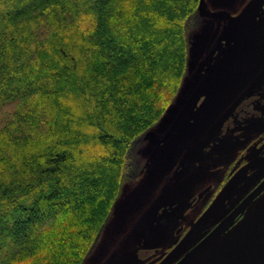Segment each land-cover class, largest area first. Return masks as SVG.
Returning a JSON list of instances; mask_svg holds the SVG:
<instances>
[{"label": "trees", "instance_id": "trees-1", "mask_svg": "<svg viewBox=\"0 0 264 264\" xmlns=\"http://www.w3.org/2000/svg\"><path fill=\"white\" fill-rule=\"evenodd\" d=\"M198 6L0 0V264H90L185 86Z\"/></svg>", "mask_w": 264, "mask_h": 264}, {"label": "rangeland", "instance_id": "rangeland-1", "mask_svg": "<svg viewBox=\"0 0 264 264\" xmlns=\"http://www.w3.org/2000/svg\"><path fill=\"white\" fill-rule=\"evenodd\" d=\"M254 1L206 0V8L210 12H227L244 24L248 7ZM198 9L201 14L200 0ZM201 16L203 20L194 36L195 47L189 62L185 92L168 106V113L152 131L155 133L147 136V143L140 151L145 161L141 176L134 182H125L90 264H170V260L174 264L200 242L203 235L262 177L256 170L249 177V182L234 191L191 234L199 219L197 214H189V210L202 190L200 185L213 181L212 169L217 165H223L228 171V164L223 161L226 159L228 162V152L223 151L228 148V142L221 143L224 140V137L221 139V131L204 149L202 161L192 171L193 175L190 173L181 181L176 180V175L217 119L261 74L264 64L263 1L253 14L244 57L220 70L204 90L208 72L234 57L240 51L243 39L242 34L225 18ZM131 55L133 53L127 51V56ZM258 62L262 63L260 67ZM33 63L36 64V61ZM176 108L181 110L177 118L172 112ZM171 125H178L179 128L175 130V126L173 129ZM211 150L219 151L218 155L209 157L207 154ZM94 151L97 155L104 152L96 146L84 150L87 153ZM227 175L226 172L220 173L221 183ZM234 178L224 182L218 196ZM183 224L189 231L177 236L176 231ZM157 249L158 256L155 253ZM147 254L151 256L150 261L144 258ZM261 263H264V194L197 264Z\"/></svg>", "mask_w": 264, "mask_h": 264}, {"label": "flooded vegetation", "instance_id": "flooded-vegetation-1", "mask_svg": "<svg viewBox=\"0 0 264 264\" xmlns=\"http://www.w3.org/2000/svg\"><path fill=\"white\" fill-rule=\"evenodd\" d=\"M263 1L264 0H262V2ZM252 63L253 61L249 62L250 65ZM260 64L262 63H257L259 67ZM261 67L263 68V70L258 77L264 74V64ZM257 78L255 80H257ZM253 82H251L244 89V91L238 95V97L232 102V104H230V106L224 111L221 116H223L227 112V110L243 95V93L253 84ZM220 117L217 119V121L220 119ZM174 128L176 130L177 128H179V126L177 125ZM218 132H220L221 139L224 137V140H222L221 143L225 144L226 141L228 142V148L223 149L224 152H228V162L226 159L223 160L226 161V164H228V171L224 169L223 165H217L214 169H212L211 175L212 177H214L213 181H205L202 183V185H200L202 190L196 195L193 203L191 204L189 214H197V217L200 220L207 212V210L211 207V205L221 196H218V190L226 180L231 181L237 175L231 182L232 184L241 175L242 172L247 171L244 180L234 190L236 191L242 184H244L245 182H249V177L251 178L256 170H258L259 174L262 177L257 183H255L251 190L248 191L245 196H243L240 202L234 204L232 208L217 222V224L214 225V227L205 235H203V238L206 237L213 229H215L223 219L231 214L236 209V207L245 199H247L264 181V79L256 85V87L249 93L248 96H246V98L241 101V103L237 106L233 113L224 121L223 125L219 128L217 133ZM211 140L209 141V143L211 142ZM209 143H207L201 151V159L197 161L181 179H177L178 174L176 175L177 181L184 180L190 173L193 175L192 171H195V167L202 161V153ZM218 153L219 151L214 152L213 150H211L207 155L209 157H214V155L217 156ZM231 163L232 165L230 166ZM221 172L228 173V175L222 179V183L220 177ZM203 193L205 194L200 198ZM263 194L264 192L256 200L257 202ZM197 217H195V219ZM243 217V215L239 216L237 222L240 221ZM180 230L181 232L179 234L176 232L177 236L187 234V232L189 231L187 228H185L184 224L181 225ZM194 232L192 231L191 234H193ZM158 251L159 250L157 249L155 253H158ZM150 254H147L146 256H144V258L150 261ZM158 255L159 253L157 254V256ZM179 261L180 260H178L174 264H177ZM172 263V260H170V264Z\"/></svg>", "mask_w": 264, "mask_h": 264}, {"label": "water", "instance_id": "water-1", "mask_svg": "<svg viewBox=\"0 0 264 264\" xmlns=\"http://www.w3.org/2000/svg\"><path fill=\"white\" fill-rule=\"evenodd\" d=\"M261 2L262 0H256L249 5L246 22L244 24H240L235 17L231 16L227 12L208 11L206 8V0H200V11L203 16L210 17V18H225L237 29V31L240 34H242V39H243V45L240 51L237 54H235L234 57H232L229 61L221 64L216 69L214 70L211 69V71L208 72V76H207L208 78L203 84L204 90L205 89L207 90V86L212 82L215 75L220 70L239 61L241 58L244 57L246 50H247V40L249 36V29L251 26L252 17L255 11L257 10V7L261 4ZM263 79H264V74L258 77L257 80H255L253 84L243 93V95L227 110V112L223 116H221L220 119L215 124H213V126L205 134L202 140L198 143L195 149L191 152L188 159L182 165V168L178 172L177 179H181L189 171V169L197 161L201 159L200 153L205 147V145L209 143V141L217 133L219 128L223 125L224 121L233 113V111L237 108V106L241 103V101L244 98H246V96H248L249 93L256 87V85L259 84ZM183 88L184 90H182L180 95L184 94L185 92V86ZM173 109H172V112L174 113V115H177L175 117L177 118L181 110L179 111L178 108H176L173 111ZM173 113H172V116H173ZM171 126L173 128L175 125H171ZM154 133L155 132H152L150 135ZM246 173L247 171L242 172L241 175L232 184L228 186V188L221 194V196L213 203V205L207 210V212L203 215V217L197 222L194 228V231L239 186V184L246 177ZM263 192H264V181L247 199H245L241 204H239L231 214H229L225 219H223L219 223V225L210 234H208L203 240L198 242L189 252H187L185 256L177 264H197L235 226L239 216L245 215L246 212H249L252 209V207L257 202L256 200L259 198V196ZM204 194L205 193H203L200 196V198ZM180 232L181 230L178 231V234ZM261 264H264V263H261Z\"/></svg>", "mask_w": 264, "mask_h": 264}]
</instances>
